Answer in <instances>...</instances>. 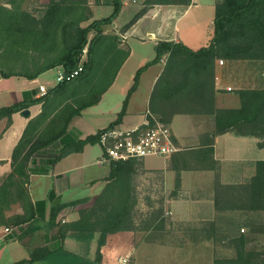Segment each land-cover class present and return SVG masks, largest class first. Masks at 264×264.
<instances>
[{"label":"trees","instance_id":"obj_1","mask_svg":"<svg viewBox=\"0 0 264 264\" xmlns=\"http://www.w3.org/2000/svg\"><path fill=\"white\" fill-rule=\"evenodd\" d=\"M27 2L5 0L0 3V78L32 81L60 67L64 79L44 95L36 98L32 92L24 93L22 101L0 107V121L5 120V131L11 126L14 114L41 105L40 113L29 120L12 150L10 172L0 177V228L12 230L26 225L17 236L18 240L39 230L33 226L37 211L44 204H34L31 200L28 190L30 162L36 154L61 140L72 120L84 109L100 101L129 56L128 49L119 48L118 35L104 34V27L112 25L121 11V0H94L96 6L112 8L109 16L100 19H93L89 0H49L38 16L25 8ZM190 2L143 0V8L122 27L121 33L153 6H188ZM154 50L155 57L135 72L122 107L109 126L121 123L141 74L163 60V71L149 100L150 125L155 119L169 126L176 115L211 116L214 122L212 137L231 132L235 136L257 138L260 140L258 147H264V87L237 90L239 107L222 109L216 108L214 89L216 60L260 61L264 67V0L217 2L213 36L208 45L198 50L172 41H158ZM75 71L77 75L67 80ZM86 144H97L96 138L92 135L66 143L51 163L81 152ZM209 153L212 155V149ZM138 161L110 162L106 184L92 201L81 199L52 206L46 229L56 230L54 247L33 248L27 258L12 264H103L102 249L110 235L142 228L135 224L134 214L138 205L135 181ZM263 176V163L258 162L255 178L260 183L261 197ZM88 201L91 205L79 210L76 221H57L65 208ZM163 221L160 207L147 215L144 228L156 229ZM257 234L264 235V225L230 238L234 257L230 260L216 258L214 264H264V243H255L257 240L253 236ZM67 239L82 244L86 254L67 250ZM93 241L96 247L91 259L89 251Z\"/></svg>","mask_w":264,"mask_h":264},{"label":"crops","instance_id":"obj_2","mask_svg":"<svg viewBox=\"0 0 264 264\" xmlns=\"http://www.w3.org/2000/svg\"><path fill=\"white\" fill-rule=\"evenodd\" d=\"M46 1L45 4L49 0ZM219 1L221 0H210L205 5L208 11L206 10L204 17H200L204 5L191 0L188 6H153L125 33H121L125 24H118L117 18L110 29L104 30L106 35L120 37L119 48L128 49L129 56L100 101L84 109L72 120L67 134L61 140L36 154L30 162L28 190L31 200L34 204L44 203L37 211V221L33 226L39 230L18 240L17 236L26 225L8 232L5 228H0V252L4 250L10 257L11 246L18 244L28 255L32 249V246H27L29 240L30 245L38 243L37 247H54L56 230L46 229L52 206L81 199L92 201L104 188L110 172L109 164L102 161V150L98 144H86L81 152L71 153L52 164L58 151L66 143L94 135L116 119L133 83L135 72L155 57L154 46L158 41L182 43L194 51L208 45L213 36L215 5ZM89 4L94 9L103 6L94 5V0L93 4L89 0ZM123 5L126 6L125 3ZM191 12L195 14L193 21L184 23ZM146 20L159 21L156 32L149 31L146 36L135 34L137 27ZM133 44L144 46L147 52L136 54ZM164 64L165 61L162 60L141 74L138 87L131 95L126 114L119 124L121 127L133 128L149 122L150 96ZM39 77L32 81L16 79L9 87L18 96L15 103L22 101L24 93L32 92L36 98L41 96L36 89L37 85L43 84ZM8 79L0 78V82ZM263 87L262 62L224 60L220 65L219 60L215 61L216 108H237L240 104L237 90ZM28 110L29 118L22 117L20 113L14 114L11 126L5 131L6 122L0 121V177L10 172L12 150L29 120L40 113L41 105H34ZM169 127L178 151L169 157L140 159L136 168V177L143 175L148 189L162 187L164 221L156 229L142 227L110 235L102 249L103 264H117L118 258L123 256L130 257L128 264H146L152 255L149 252L151 250H164V254L172 251L174 257L181 258L183 264H214L216 258L230 260L234 257V250L229 245L230 238L241 233L247 234L254 226L264 225V176L262 197L260 183L255 178L257 163L262 162L264 167V147H258L260 140L235 136L231 132L212 137L214 122L211 116L176 115ZM94 145H98L100 150H96ZM210 149L212 155L209 153ZM135 181L137 185V178ZM78 188L82 190L78 191ZM87 189L84 196L77 194ZM151 194L148 196L153 198L154 190ZM91 201L65 208L59 213L57 221H76L79 210L89 207ZM162 253L157 258L162 257ZM16 261L19 260L14 262ZM156 264L169 263L161 261Z\"/></svg>","mask_w":264,"mask_h":264},{"label":"rangeland","instance_id":"obj_3","mask_svg":"<svg viewBox=\"0 0 264 264\" xmlns=\"http://www.w3.org/2000/svg\"><path fill=\"white\" fill-rule=\"evenodd\" d=\"M126 0H121L122 2V7L123 9L121 10L120 14L117 17V22L118 24H127L132 17L140 10L143 8V0H135L134 2L132 1H128L126 4V6H124V2ZM198 2H200L201 4H203L204 6L201 9V16L200 17H204L207 14L208 11V7L205 6L208 4V2H210V0H196ZM5 0H0V3H4ZM45 2H47L46 0H43V2H41V0H28V2L25 4V8L30 11L31 13L35 14L36 16L39 15V11L42 9V7L45 4ZM92 4H93V0H91ZM95 8V7H94ZM93 9V17L94 19H100L103 17H107L111 14L112 12V8L111 6H99L96 9ZM207 10V11H206ZM192 12H195V10H193ZM191 14L189 16H187L185 18V20L183 21L184 23H189L192 22L194 19L195 14ZM158 20L156 21H144L142 24H140L137 29L135 30V34L137 35H142V36H146L147 32L149 31H153L154 33L156 32V25L158 24ZM87 24V23H86ZM85 25V24H84ZM105 29H110V25H108L107 27H104ZM92 37V34L89 36V38ZM133 47L135 48L134 50L136 51V54H144L147 52L146 48L144 46H140V45H135L133 44ZM135 54V55H136ZM82 60H85V56L83 57ZM135 61V58L134 60ZM220 61V60H219ZM133 63V62H131ZM62 75V70L59 67H56L54 69H51L45 73H43L42 75H40L39 79L41 82H43L42 85H45V89L46 92L50 89L53 88L57 83V78L59 76ZM18 77H11L10 79L4 81V82H0V107L3 106H9L11 104H14L16 102V100H18V96H16L15 93H12L14 91H10L9 87L11 85H13L17 80ZM23 81V80H21ZM39 85L36 86V89L39 92ZM40 93V92H39ZM95 146V145H94ZM96 150H100L99 146H95ZM137 191H138V205L136 207V211H135V224L138 225V227H145L144 221L147 219V215L154 211L159 209L160 207L163 209V214H164V196H163V190L161 186H157V187H153L154 190V195L153 198H151L152 196H148L152 195L151 193H153V190L148 189V187L146 186V182L144 181L145 178L143 175H138L137 177ZM98 189V187L95 189V191ZM81 191V189L78 188V191ZM88 192V189L85 190V192H77L78 195L84 196L83 194H86ZM254 239L257 240V242H255L256 244L259 243V245L264 243V235H254L253 236ZM11 244V243H10ZM27 246H32V249L38 246V243H33L30 245V240L29 242H27ZM96 247V242L93 241L91 243L90 246V251H89V257L92 259L93 258V253ZM3 248V247H2ZM65 248L69 251L72 252H76L79 254H86V251L84 249V247L82 246V244L69 239L66 244H65ZM10 257L7 255V252L2 250L0 252V264H10L12 262H14L15 260H20L22 258H27L28 255L26 253V250H23V248H19L18 244H13L10 248ZM143 251V250H142ZM152 255L150 256V258H148V263L146 264H156V263H160L165 262V263H169L170 261L172 262L171 264H175L176 262L178 264H183L181 263V258H175L174 255L172 254V251H170L167 254H164V250H151L149 251ZM163 252L162 257H158L159 254ZM167 252V250L165 251ZM155 255V258H152ZM143 256V254L141 255ZM142 259V258H141ZM146 260V259H145Z\"/></svg>","mask_w":264,"mask_h":264},{"label":"built area","instance_id":"obj_4","mask_svg":"<svg viewBox=\"0 0 264 264\" xmlns=\"http://www.w3.org/2000/svg\"><path fill=\"white\" fill-rule=\"evenodd\" d=\"M134 2L135 0H126ZM222 65L223 61H219ZM78 71H81L79 68ZM75 71L66 79L77 75ZM64 79L61 75L57 78L60 82ZM230 91V88H227ZM41 95L46 93L43 85L39 86ZM102 150V161L123 162L132 159L140 160L147 157H169L178 151L172 140V132L169 126L154 119V124L145 122L142 126L123 128L120 125L107 126L93 135ZM8 232V229H5ZM129 256L118 258L117 264H128Z\"/></svg>","mask_w":264,"mask_h":264},{"label":"water","instance_id":"obj_5","mask_svg":"<svg viewBox=\"0 0 264 264\" xmlns=\"http://www.w3.org/2000/svg\"><path fill=\"white\" fill-rule=\"evenodd\" d=\"M20 115L24 118H29L30 117V112L29 110H23L22 112H20Z\"/></svg>","mask_w":264,"mask_h":264}]
</instances>
